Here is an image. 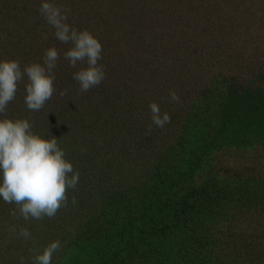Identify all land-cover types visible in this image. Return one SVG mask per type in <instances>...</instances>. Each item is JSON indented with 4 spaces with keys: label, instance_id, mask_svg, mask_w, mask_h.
Returning <instances> with one entry per match:
<instances>
[{
    "label": "rangeland",
    "instance_id": "obj_1",
    "mask_svg": "<svg viewBox=\"0 0 264 264\" xmlns=\"http://www.w3.org/2000/svg\"><path fill=\"white\" fill-rule=\"evenodd\" d=\"M76 1L52 0L64 8ZM41 2L0 0V61L18 60L23 70L42 64L46 49L59 52L55 92L32 111L40 113L32 124L42 127L47 117L42 130L51 131L58 114L75 122L92 101L102 105L103 130L112 117L129 129L117 135L122 162H103L102 175L90 176L79 220L45 217L59 220L56 234L40 231L41 221L14 218L16 205L0 197V264H21V257L32 264L29 250L56 240L62 247L51 264H182L185 255L191 264H264V0H137L135 12L144 19L134 20L145 27L137 48L116 59L102 48L105 79L86 93L72 79L85 65L69 67L64 52L70 45L54 36L38 11ZM88 20L74 15L67 22L94 35ZM126 68L137 75L126 76ZM27 83L25 75L13 101L26 105ZM111 89L114 114L104 107ZM152 102L171 122L153 124L149 134ZM219 109L225 120L217 118ZM84 129L70 127L67 135ZM94 133L104 142L113 135ZM136 215L140 220H129ZM12 225L17 232L28 228L32 238L9 233Z\"/></svg>",
    "mask_w": 264,
    "mask_h": 264
},
{
    "label": "clouds",
    "instance_id": "obj_2",
    "mask_svg": "<svg viewBox=\"0 0 264 264\" xmlns=\"http://www.w3.org/2000/svg\"><path fill=\"white\" fill-rule=\"evenodd\" d=\"M46 23L54 29V36L70 48L64 52L69 67L85 65L73 72L72 79L79 84V91L86 93L98 86L105 79L102 59V45L87 29L78 30L68 21L70 8H64L52 2L42 0L38 9ZM59 52L53 46L45 50L43 63L32 62L21 69L18 60L0 61V197L16 207L10 215L25 221H42L45 217L53 218L61 207L68 205V189H75L79 180L78 170L66 159L65 151L55 137L45 139L42 134L32 131L33 125L28 119H10L7 117L8 104L14 100L18 83L28 78L25 85V104L29 111L41 110L51 99L55 88L54 69L59 60ZM66 91V90H65ZM65 92H61L64 95ZM172 101L179 102L175 91L169 93ZM151 124L163 128L170 123L168 113H161L156 102L149 105ZM72 204H76L75 196ZM9 233H16L25 240H30L28 228L12 225ZM62 247L59 240L48 243L42 251L30 249L32 264H51L54 253ZM21 257V264H24Z\"/></svg>",
    "mask_w": 264,
    "mask_h": 264
},
{
    "label": "trees",
    "instance_id": "obj_3",
    "mask_svg": "<svg viewBox=\"0 0 264 264\" xmlns=\"http://www.w3.org/2000/svg\"><path fill=\"white\" fill-rule=\"evenodd\" d=\"M68 6L69 7L67 8L71 9L70 13L68 14V19L74 17V15L75 18H83V16H85V18H89L88 21L91 25V28L94 30V36L101 43L102 48H104V50H107L106 52L111 51L114 59L119 58V55H123L124 53H127V55L129 56L131 50L137 45L139 37L138 33H141V30L145 28L143 24L136 23L134 20V17H136V19L140 22L142 21V18L144 19V17L140 16L138 10L135 12V8H137V0H78V2L76 1L75 3L69 2ZM146 27H148V25H146ZM120 67L121 66H117V68ZM125 73H127L126 76H134V74L135 76L137 75L134 68L132 71L126 68ZM106 76H108L111 80L112 71L107 72ZM112 89L109 94L106 95L104 103L105 111L109 110L110 114H114L116 106L114 92ZM124 99L132 107L130 99L125 97ZM22 103V100L11 101L6 109L7 117L10 119L26 118L30 123L35 122V120L32 121V117L38 119L40 113H32V111H29L27 109V106L22 105ZM80 103L82 106V101L78 102V104ZM85 104L86 106L82 108V111H80L78 115L74 117L75 122H73L68 115L63 117L61 114H58L60 118H56V124L54 123L51 131L42 130L43 128H47L46 125L49 122L47 117H45L43 123L44 125L42 127H37L32 124V131L39 134L42 132L41 134L45 139H51L52 137H55L58 140L60 139L59 145L65 151L66 159L73 166L75 164H78L80 166L79 169H81V171L79 172V180L76 188L71 189L69 190V192H67L68 197L75 196L77 203H71V206L67 205V207H61L55 215L57 219H65V222H71L72 218L78 221L79 216L82 215L83 211L81 210V207L85 203V197L86 195H88L87 192L91 189V186H88L89 184H91L89 178L90 176L102 175L101 168H98L99 164H102L103 162V164H108V162L111 161V163L115 161V163L117 164H120L122 162L120 158L121 154L117 151V148L120 145L117 135L118 133H120V131H127L129 129L127 121L122 122L121 125V123L118 124L116 117H112L110 119V125H107L103 130L101 127L102 125H99L98 122V116L100 117L101 113L103 112L102 105H98V103L97 105H95L92 101H88ZM23 107H26V109L22 112V115H20V108L22 109ZM222 109H219L217 118L220 120H225L223 115L224 110ZM70 127H80V129L85 128L83 131L87 130L88 132H84L81 135H76L73 133L67 135V129H69ZM35 128L37 130H34ZM39 128H41V130ZM99 131L102 133L111 131L113 133V135H110L112 139L105 142L100 141L101 138L97 139V136L94 133H99ZM44 133L51 134L49 136L48 134L45 135ZM113 136L115 137V139L113 138ZM85 164L86 168H84ZM104 175L107 176L108 172H104ZM113 210H116V208H113ZM129 220L135 222L136 220L140 219L138 218V215H136L131 216ZM41 222L42 224L40 225V231L42 230V227H44V232L46 234L52 232H54L55 234L57 233L59 229V220H55L53 222H45L44 218ZM13 244L14 239L12 245ZM12 245L11 249L10 246H8L10 251H14L15 249ZM41 245L43 244L38 243L40 250ZM241 249L242 248L239 247L236 248V250L238 251ZM30 254L32 253L29 252V255ZM190 257L191 256L186 255L180 256V259L182 260L181 263L191 264L192 261L190 260ZM166 264L180 263H178L177 261L174 262L168 260Z\"/></svg>",
    "mask_w": 264,
    "mask_h": 264
}]
</instances>
